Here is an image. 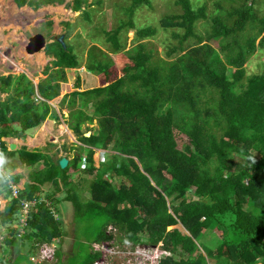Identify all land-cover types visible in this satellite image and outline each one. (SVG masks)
<instances>
[{"label":"trees","instance_id":"1","mask_svg":"<svg viewBox=\"0 0 264 264\" xmlns=\"http://www.w3.org/2000/svg\"><path fill=\"white\" fill-rule=\"evenodd\" d=\"M173 1L178 11L163 16L158 27H136L132 20L137 8L150 6L151 0H132L126 6L128 19L106 32L110 53L96 44L92 49L97 52L88 51L85 66L102 80L99 87L69 90L65 69H77L80 59L69 45L63 48L56 41L46 50L54 57L56 70L37 84L39 95L70 111L82 144L102 149L114 145L118 154L96 167L93 151L84 149V160L75 153L61 168V158L25 147L10 151L2 141L0 166L10 171L22 166L23 171L10 180L0 174V195L7 198L0 209V227L9 228L4 241L9 250L21 245L26 252L7 259L5 255L7 261L1 263L43 264L34 259L40 247L67 234L49 205H38L23 234L9 226L17 222L22 201L45 194L52 204L62 194L74 205L75 217L93 216L99 221L87 246L88 264L102 257L92 244L109 241L132 250L159 247L156 264H264V68L257 63L252 71L246 67L248 58L264 48V10L257 9L264 0H208L217 13L211 17L207 39L225 40L220 51L194 31L196 22L209 18L207 0L200 6L194 0ZM224 1L234 4L223 11ZM14 2L18 7L40 4ZM83 5L90 6L86 0H73L70 8L79 11ZM82 10L83 18L90 20L89 11ZM131 28L134 44L126 49L119 33ZM158 29L170 30L179 39L166 53L172 59L157 57L148 46ZM191 38L196 43L186 45ZM111 53L121 55L118 66L113 67ZM75 81L80 88V79ZM3 93H8L5 99ZM47 101H34V87L26 75L0 76L1 136L23 135L48 115L55 116ZM77 105L81 109L74 115ZM94 121L98 127L93 130L88 124ZM15 124L19 129H12ZM175 129L188 139L184 150L178 148ZM87 131L89 137L84 136ZM41 161L42 168L30 170ZM80 172L94 175L86 202L71 180ZM22 178L25 185L12 198L9 182L18 185ZM116 178L122 179L117 186ZM213 233L218 235L215 244L201 242ZM59 252L57 248L54 256ZM70 259L75 260L74 255Z\"/></svg>","mask_w":264,"mask_h":264},{"label":"rangeland","instance_id":"2","mask_svg":"<svg viewBox=\"0 0 264 264\" xmlns=\"http://www.w3.org/2000/svg\"><path fill=\"white\" fill-rule=\"evenodd\" d=\"M38 1L40 4L35 7H30L29 5H25L23 7H18L14 0H0V76L6 72H12V68H15L20 71V69H28V73L33 74V79H37L40 75L44 77H48L53 70H56L52 65L53 58L51 55H44L42 50L35 55H29L28 52L25 51V46L27 44V40L31 35L35 33H43L49 35L47 37L48 41H53L50 35H64V42L69 45L75 52V55L80 59V67L77 69H65L66 83H72L75 81L76 75L82 74L83 76H87L89 80L94 81L84 83V87L81 83V89L84 88H93L98 87L102 84V80H100L97 75L89 72L86 69L87 55L88 51L94 47L96 44L100 49L110 53L111 44L106 40V32L112 31L119 24L120 20H127L129 16H127V8L126 6L131 4L132 0H86L87 5H83L82 9H87L89 11L90 20H86L83 18V11H74L70 8L73 0H52V3L48 5L49 0H34ZM43 1V2H42ZM204 0H194L195 6H200ZM14 4V5H12ZM207 5V15L209 18L206 20H199L196 22L194 26V31L197 36H201L203 38V42L209 43L212 47L221 50L222 44L225 43V40L220 39H207V33L211 29L212 20L211 17L216 15L215 6L211 1H206ZM233 2L224 1L221 6L224 10H227ZM238 2L235 4L237 5ZM11 6L13 9H11ZM22 8V9H21ZM41 8V9H40ZM257 9L261 11L264 10V6L262 4L257 5ZM39 10H42L39 15H36ZM178 11V7L174 4L173 0H151V5L148 6L146 4L141 5L135 11L132 20L135 22V26H146V25H159L160 19L165 15H171ZM16 12V14H15ZM20 13V14H19ZM76 13V14H75ZM221 15H225L220 12ZM18 19V20H17ZM30 24L24 26V23ZM7 23H10L7 25ZM158 33L154 37V39L150 40V45H148L157 57H161L163 59L169 60L172 59L166 53L171 51L179 41V39L174 38L172 36L170 30L158 29ZM17 35V37H15ZM135 35L134 29H128L127 31H121L119 33V39L122 43L126 44V49H129L134 43L133 38ZM21 38H20V37ZM18 38V39H16ZM24 40V41H23ZM24 42V43H23ZM135 42V41H134ZM195 39H187V44H195ZM50 47V44L46 46V50ZM12 49H14L12 51ZM22 51L23 54L19 55L18 51ZM97 52L96 49H92L90 54ZM37 54H41L42 57H37ZM121 55L119 53H111V59L114 62V66H118L119 63L123 60L120 59ZM47 58V60H45ZM46 61V62H45ZM246 63L247 71H252L253 63H257L260 69L264 68V48L258 49L256 52L250 56ZM44 62V63H42ZM38 63V64H37ZM46 67H50L48 70V75L44 73ZM258 71V69H257ZM260 71V70H259ZM19 73V72H18ZM21 74V73H20ZM18 74V75H20ZM38 75V76H37ZM32 94L31 92H28ZM35 95V92H34ZM28 100L29 96H24ZM80 105H77L72 108V112L74 115H77L76 111H78ZM87 109L92 111V104H88ZM67 111V110H66ZM67 127L72 130L70 133V137L72 142L68 137L66 131H64L61 135L62 138L59 141V144H53V147L48 145H43L41 148L47 149L50 152V155L59 150H64V148L69 147L71 144L74 146L75 153H80L82 159L84 160L86 157V150L89 149L84 144L79 141V138L74 133L73 126L75 125V121L71 117L70 111H67ZM77 122V121H76ZM49 124L44 127L43 132H47L49 129ZM81 130H85V125L82 124ZM15 129L18 128L17 124L14 125ZM91 129L98 127V122L94 121L90 124ZM64 128L59 124L55 130V133H61ZM176 134V142L178 144L179 149H183L188 141L187 137L179 133L176 129L174 130ZM220 134V133H218ZM44 135V134H42ZM13 136V135H10ZM8 136V137H10ZM56 139L51 138V140ZM31 143L35 144L36 141L30 140ZM72 142V143H71ZM65 143V144H64ZM51 144V143H50ZM17 146V144H16ZM60 146V147H59ZM117 147L112 146L111 150L114 155H117ZM99 153L93 154L94 164L95 166H100L101 161H105L107 156L103 159L98 157ZM108 155V153H106ZM113 156V155H111ZM110 156V157H111ZM59 157V155H58ZM72 159V158H71ZM82 168L85 167L84 162H81ZM42 166H37L36 169H40ZM94 178L92 174H84L77 173L71 177L73 185L75 186V190L79 194V198L82 202H86L91 198V192L88 189L89 181ZM122 179L116 178L113 180L115 186L120 183ZM50 188V186H48ZM47 188V187H46ZM45 197V194L42 195ZM58 201H53L58 203V218L62 223V228L67 234L64 237L55 239L54 243L50 247H43V258L35 257V261L37 259L43 264H56L59 259V264H88V253L87 246L91 243L93 235L97 234V230L99 229V221L96 217H75L74 216V205L70 201H64L62 199V194H59ZM4 203H0V209L4 208ZM98 224V227H97ZM11 229L12 226H9ZM15 229V228H14ZM8 226L0 227V264L4 260L6 255V259L10 256H16L17 252L25 253L26 250L23 249V246H19L16 249H8L11 246L5 244V239L8 237ZM115 233V230H110ZM22 234L23 232L20 231ZM218 235L213 233L212 235H204L202 237L201 242L210 243L211 245L215 244ZM116 244V240H115ZM94 249L102 252V257L97 260L94 264H156V254L162 252L161 248H154L151 246L144 247L136 246L135 248L129 247L128 245H114L113 241L104 242L102 244L93 245ZM59 248V257H52L47 261L43 259L46 257H50L54 251V249ZM142 248V249H141ZM7 253L5 254V252ZM74 255L75 260L70 259ZM158 255V254H157ZM26 255L20 258V260L25 259ZM42 259V260H41ZM84 260V261H83ZM7 261V260H4ZM84 262V263H81Z\"/></svg>","mask_w":264,"mask_h":264},{"label":"crops","instance_id":"3","mask_svg":"<svg viewBox=\"0 0 264 264\" xmlns=\"http://www.w3.org/2000/svg\"><path fill=\"white\" fill-rule=\"evenodd\" d=\"M48 5H50V4H48ZM9 24L10 23H7V25H9ZM28 24H30V22L24 23V26H26ZM13 50L14 49H12V51ZM42 52L44 54L45 53V50L42 51ZM18 53H19V55L23 54V52L20 51V49H19ZM35 54L36 53H34L33 55H35ZM22 69H20V71H19V70L15 69V68H12L11 69L12 72H6V71H4V73L2 75H8V74L18 75L20 73H24L29 79H31L33 81V83L35 85V89H36V86H37L38 82L40 80H42L43 78H45L43 75H40V77H38L37 79H33V74L28 73L29 72L28 69H24V70H22ZM77 76H80L79 77L80 78V82L82 83L83 87L85 86L84 85L85 81L86 82H92V83H96L97 82L96 80H94V81L89 80V78L87 76L85 77L83 75H78V74L76 75V77ZM75 84H76V81H74L72 83H68L66 85L69 87V90H75L76 89L74 87ZM84 89H86V90L87 89H91V87L84 88ZM78 90H80V89H78ZM36 93H37V96L40 97V95L38 94L37 90H36ZM7 95H8V93H3L2 94V98L3 99L6 98ZM48 104L51 106L53 112L55 113V116L48 115L46 117V119L44 120V122L41 125L36 126L34 128H31V129L27 130L25 132V134H23V135L21 134V132H17L15 134H12L13 136H10L9 135L10 137L4 136L3 137L4 138V143L6 144L8 150H10L9 149V146L13 144L14 147L16 148L14 151H18V150L22 149L23 147H25L29 151L41 150V151H44V152H47V153L50 154V152L47 151V149L41 148V146L48 145L49 144L50 147H53L54 145H52V143L58 145L60 139L62 138V140H63V138H64L63 135H61L64 131H66L67 135L69 136L68 138L72 142L75 140V138H74V140L71 139L70 133H72L71 132L72 130H70L69 127H67V124H66V122H67V115L66 114H68V112H67L68 109L62 108L60 106L59 102H57L56 100L55 101L54 100L53 101H48ZM47 124H49L48 125L49 126L48 131L47 132H43V129H44L45 126H47ZM59 124H61V126L64 128V130L63 131H60L61 133L53 134V133H55V130H56V128H57V126ZM12 129H15V127L14 128L12 127ZM17 129H19V126H18ZM42 134H44V135H42ZM73 136H74V134H73ZM54 137L56 139L51 140V138H54ZM30 140H34V141H36V143L33 144V143L30 142ZM64 141L65 140H63L62 142H64ZM16 144H17V146H15ZM51 155L54 156V157H58V155H59L58 158H60V157H66V158H68V161H71L73 159V157L75 156V149H74V146L71 144L69 147L64 148L63 151L60 150V154H59V150H58V151H56L55 153H53ZM36 165L43 167V164H42V161H41V162H38L37 164H35L34 166H32L30 168V170L32 171V170L36 169L35 168ZM22 169H23L22 166L21 167H18L15 170V173H21L23 171ZM25 182H26L25 178H22L19 181V184L18 185L23 188L24 185H25ZM0 197L3 199V201L5 200L2 196H0Z\"/></svg>","mask_w":264,"mask_h":264},{"label":"clouds","instance_id":"4","mask_svg":"<svg viewBox=\"0 0 264 264\" xmlns=\"http://www.w3.org/2000/svg\"><path fill=\"white\" fill-rule=\"evenodd\" d=\"M15 3V2H14ZM52 3V2H51ZM50 3V4H51ZM37 33H39V32H37ZM41 34H43V33H41ZM44 35V34H43ZM45 36V35H44ZM52 38L54 37V39H53V41H48L47 40V37H49V35L48 34H46V36H45V38H46V46L48 45V44H51V43H54L55 41H56V39L59 37V36H61V35H58V34H55V35H50ZM64 36V35H63ZM65 38V37H64ZM63 38V39H64ZM56 42H58V41H56ZM59 43V42H58ZM59 44H61V43H59ZM66 44V43H65ZM67 45V44H66ZM45 50V53H46V47H45V49H43L42 51H44ZM44 53V55H49V54H45ZM51 57L53 58V60H54V57L51 55ZM75 69V68H74ZM21 74H24V73H21ZM45 74H47L48 75V73H45ZM8 75H10V74H8ZM8 75H1V76H8ZM12 75V74H11ZM25 75V74H24ZM80 75H82V74H80ZM78 78L80 77V76H77ZM76 77V78H77ZM98 77V76H97ZM28 78V77H27ZM47 77H45V78H43L42 80H44V79H46ZM75 78V79H76ZM99 78V77H98ZM29 79V78H28ZM80 79V78H79ZM31 82H32V84H33V87H34V92H35V95H34V101L35 102H38V101H47V100H45L44 98L42 99V97L40 96H37V93H36V90H37V86H36V89H35V85H34V83H33V81L31 80V79H29ZM40 82V81H39ZM38 82V83H39ZM100 86V85H99ZM98 86V87H99ZM74 87L76 88V86L74 85ZM94 88H96V87H94ZM78 89H81V88H76L75 90H78ZM80 91V90H79ZM37 92H38V90H37ZM39 94V93H38ZM1 98H2V94H1ZM3 99V98H2ZM5 99V98H4ZM48 102V101H47ZM44 122V121H43ZM42 124V123H41ZM40 124V125H41ZM88 126H90V124H88ZM85 130H86V127H85ZM82 131H84V130H82ZM87 132H90V135H91V131H87ZM85 134V133H84ZM3 137V136H2ZM4 142V141H3ZM86 147H88L89 149H91L92 151H93V154L94 153H99L100 155L98 156V157H100V158H104L105 156H107V159H109L110 158V156L111 155H113L114 153L113 152H115V151H112L111 150V148H109V149H102V148H98V147H91V146H87V145H85ZM106 153H108V155H106ZM118 153V152H117ZM93 156V155H92ZM60 158H62V157H60ZM93 161H94V159H93ZM106 161V160H105ZM105 161H101L100 162V165L101 164H103ZM2 167V166H1ZM96 167H98V166H96ZM4 168V167H3ZM4 169H8V168H4ZM9 170V169H8ZM13 173H15V171H13ZM43 195V194H42ZM0 196H2V195H0ZM5 200H7V198H5L4 196H2ZM42 197V196H41ZM45 199H46V197H44ZM5 200H4V202L3 203H5ZM7 202V201H6ZM49 202V201H48ZM51 203V202H50ZM5 206V205H4ZM51 207V208H50ZM20 210V209H19ZM49 210H50V212H51V214L54 216V218H57V219H59L58 218V203H55V202H52V204H51V206L49 205ZM36 211V210H35ZM33 213V212H32ZM31 213V214H32ZM31 214H30V216H31ZM19 215V214H18ZM30 216H29V218H30ZM28 218V219H29ZM18 219V218H17ZM28 221V220H27ZM15 224V223H14ZM14 224H12L13 226H14ZM11 225V226H12ZM14 228V227H13ZM17 230V229H16ZM54 243V241L52 242V243H50V244H45V245H42L43 247H50L52 244ZM92 245H96L95 243L94 244H92ZM55 251H56V249H54V251H53V253H52V255L50 256V257H46V258H44L43 260L44 261H47V260H49L50 258H52L53 256H54V253H55ZM37 258H39L40 259V257H42L43 258V255H44V253H43V249L40 247V250L38 251V253H37ZM55 257V256H54ZM42 260V259H41Z\"/></svg>","mask_w":264,"mask_h":264},{"label":"built area","instance_id":"5","mask_svg":"<svg viewBox=\"0 0 264 264\" xmlns=\"http://www.w3.org/2000/svg\"><path fill=\"white\" fill-rule=\"evenodd\" d=\"M0 131H1V127H0ZM2 141H4V138L1 136V133H0V155L2 153V147H1ZM0 174H1V176H4L5 178H7L9 180L12 177V175H14L13 171H10L8 169H4L1 166H0ZM9 187L12 190V193L10 194L11 197L12 198L18 197L20 191L22 190V187H20L19 185L13 184L11 181L9 182ZM6 201L7 200H5V203H6ZM41 202H46L48 205L51 206V203L48 202V200L45 199L44 197H39V198L31 199V200L22 201V203L20 205V210H19L17 222L14 224L13 227L15 229H17L19 232L21 231L24 233L25 227L27 225V220H28L30 214L38 208V205ZM19 235H21V233Z\"/></svg>","mask_w":264,"mask_h":264},{"label":"water","instance_id":"6","mask_svg":"<svg viewBox=\"0 0 264 264\" xmlns=\"http://www.w3.org/2000/svg\"><path fill=\"white\" fill-rule=\"evenodd\" d=\"M64 36L61 35L59 36L56 41H58L59 43H61V45L63 46V48L66 47V44L64 42ZM46 47V38L43 34L41 33H35L34 35H31L28 40H27V44L25 46V51L29 53V55H33L34 53L40 52L41 50L45 49ZM85 137H89L90 136V132H85L84 134ZM9 149L11 151H14L16 148L14 147V145H10ZM68 158L66 157H62L59 161V165L61 168H64L67 166L68 164Z\"/></svg>","mask_w":264,"mask_h":264},{"label":"bare ground","instance_id":"7","mask_svg":"<svg viewBox=\"0 0 264 264\" xmlns=\"http://www.w3.org/2000/svg\"><path fill=\"white\" fill-rule=\"evenodd\" d=\"M11 9H13L12 7H11ZM22 9V8H21ZM23 9H24V7H23ZM41 9V8H40ZM41 12H43L42 10H39L38 12H36L37 14L36 15H39ZM15 14H16V12H15ZM20 14V13H19ZM76 14V13H75ZM18 20V19H17ZM16 37H17V35H16ZM20 37V36H19ZM16 39H18V38H16ZM24 41V40H23ZM24 43V42H23ZM37 57H42L41 56V54H37ZM45 60H47V58H45ZM46 62V61H45ZM42 63H44V62H42ZM38 64V63H37ZM16 146V145H15Z\"/></svg>","mask_w":264,"mask_h":264},{"label":"flooded vegetation","instance_id":"8","mask_svg":"<svg viewBox=\"0 0 264 264\" xmlns=\"http://www.w3.org/2000/svg\"><path fill=\"white\" fill-rule=\"evenodd\" d=\"M48 4H50V3H48Z\"/></svg>","mask_w":264,"mask_h":264}]
</instances>
